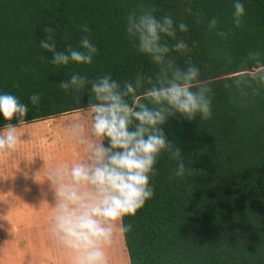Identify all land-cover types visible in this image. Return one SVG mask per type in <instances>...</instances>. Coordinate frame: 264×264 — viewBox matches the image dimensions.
<instances>
[{"label":"trees","instance_id":"obj_1","mask_svg":"<svg viewBox=\"0 0 264 264\" xmlns=\"http://www.w3.org/2000/svg\"><path fill=\"white\" fill-rule=\"evenodd\" d=\"M234 2L0 0V93L28 105L25 125L89 110L90 84L78 92L59 86L74 73L90 81L111 74L121 85L140 75L138 94L152 86L148 78L153 84L162 78L161 66L139 53L126 32L133 10L152 7L158 19L170 16L190 51L166 59L182 70L190 59L213 90L211 118L176 114L163 126L186 169L177 177V161L168 152L158 158L153 197L123 221L131 225L123 233L130 264H264V0H241L240 28L233 24ZM212 18L226 39L209 29ZM84 24L97 48L93 62L52 64V54L40 47L42 29L51 26L57 51H66L79 48ZM162 43L175 41L163 37ZM34 93L41 97L36 105L29 100ZM5 123L0 114V126Z\"/></svg>","mask_w":264,"mask_h":264},{"label":"clouds","instance_id":"obj_2","mask_svg":"<svg viewBox=\"0 0 264 264\" xmlns=\"http://www.w3.org/2000/svg\"><path fill=\"white\" fill-rule=\"evenodd\" d=\"M233 8V24L240 28L245 6L241 0H235ZM154 11L152 7L133 10L126 16V32L137 51L160 65L163 73L155 84L148 78L152 86L142 94L137 91L143 80L140 75L123 85L107 73L91 81L74 73L59 82L65 92H78L90 84V135L79 118H74L70 125V134L83 146L86 160L57 165L44 173L54 203L50 234L69 255L70 264H109L108 249L117 234L131 230V225L123 226L124 218L135 217L154 195L150 177L156 174L163 152L177 161L175 175H184L186 166L181 148L168 139L163 128L169 117L179 114L193 121L212 116L213 90L199 79L200 69L190 59L183 70L166 59L173 51L189 52L188 44L177 39V28L170 16L158 19ZM217 23L212 18L209 29L217 30ZM42 30L46 35L40 40V47L52 54V64L60 67L93 62L97 48L87 35L90 32L87 24L81 26L84 35L79 48L68 45L66 51H57L51 26ZM179 30L187 32V25L180 23ZM216 34L225 39L228 36L222 30ZM163 37H171L175 43L170 47L162 43ZM40 98L34 93L29 100L36 105ZM143 100L154 107L150 108ZM28 113V105L15 95L0 93V114L7 121L0 126V155L19 152L21 129Z\"/></svg>","mask_w":264,"mask_h":264},{"label":"rangeland","instance_id":"obj_3","mask_svg":"<svg viewBox=\"0 0 264 264\" xmlns=\"http://www.w3.org/2000/svg\"><path fill=\"white\" fill-rule=\"evenodd\" d=\"M74 118L85 123L90 135L89 110L62 115L25 125L19 152L0 155V264H70L50 234L54 203L44 173L86 160L83 146L70 134ZM108 257L109 264H130L123 233Z\"/></svg>","mask_w":264,"mask_h":264},{"label":"crops","instance_id":"obj_4","mask_svg":"<svg viewBox=\"0 0 264 264\" xmlns=\"http://www.w3.org/2000/svg\"><path fill=\"white\" fill-rule=\"evenodd\" d=\"M33 124V123H32ZM27 125H29V124H27ZM50 216V215H49ZM51 216H52V211H51Z\"/></svg>","mask_w":264,"mask_h":264}]
</instances>
